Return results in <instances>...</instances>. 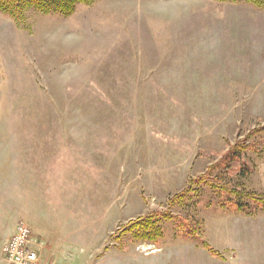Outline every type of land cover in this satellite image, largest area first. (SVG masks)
<instances>
[{
    "label": "rangeland",
    "instance_id": "rangeland-1",
    "mask_svg": "<svg viewBox=\"0 0 264 264\" xmlns=\"http://www.w3.org/2000/svg\"><path fill=\"white\" fill-rule=\"evenodd\" d=\"M262 126V7L97 0L23 23L0 12V264H14L4 247L21 224L38 264H70V244L101 242L163 248L136 264H167L201 240L218 264H237L219 251L226 234L264 228L262 211H216L204 187L171 201L248 136L250 172L222 183L264 195V132L251 135ZM148 219L151 230H127Z\"/></svg>",
    "mask_w": 264,
    "mask_h": 264
},
{
    "label": "trees",
    "instance_id": "trees-1",
    "mask_svg": "<svg viewBox=\"0 0 264 264\" xmlns=\"http://www.w3.org/2000/svg\"><path fill=\"white\" fill-rule=\"evenodd\" d=\"M97 0H0V12L16 22L23 23L27 19V15L30 11L38 12L44 15L60 14L63 16H71L78 5H92ZM218 2H237L238 0H216ZM247 3L253 4L258 7L264 8V0H244ZM264 132V126L255 129L252 134H260ZM248 136L244 141L229 145V150L219 159L212 163L203 175L199 176L195 180L190 181V186L180 194H177L171 202L181 203L184 202L188 194L196 193L194 188L204 187L209 191L211 198L214 199V210L219 211H234L252 216L257 211L264 213V195H256L253 192L240 189L241 187L234 188L232 186L222 183V178L233 172V170H242V172L249 173L250 169L245 163H243L244 156L247 152L254 150V144L248 143ZM212 201L208 202L207 206H211ZM166 219L175 221L177 229L184 231L182 236L196 241L198 239L197 232L198 227L186 229L183 228L181 218L173 217L171 215H165ZM154 222L150 220L142 221L133 225L127 229L128 231L143 230L149 231L154 227ZM185 226V225H184ZM159 234V233H158ZM148 237L150 241L156 239L155 236L148 235L141 238ZM200 241V240H199ZM201 245L206 249L211 256L217 259H223V256L216 251L206 241L201 240Z\"/></svg>",
    "mask_w": 264,
    "mask_h": 264
},
{
    "label": "crops",
    "instance_id": "crops-1",
    "mask_svg": "<svg viewBox=\"0 0 264 264\" xmlns=\"http://www.w3.org/2000/svg\"><path fill=\"white\" fill-rule=\"evenodd\" d=\"M226 234V233H223ZM228 244L223 245L222 250L232 252L235 251L237 255V264H264V228L262 229H245V230H231L226 234ZM233 236V238H232ZM52 240V239H51ZM50 241V240H49ZM103 241V240H102ZM114 249H108L104 242L92 244H70L69 260L70 264H136L140 255L144 258H151L156 256L163 248H157L154 245V250L150 252L138 253V245H113ZM184 246L178 245L174 248L172 255L169 256L167 264H213L212 259H216L215 264L222 262L224 258L217 259L206 252L201 245L191 251ZM212 246V245H211ZM147 248V250L150 249ZM153 247V246H152ZM151 247V248H152ZM203 248V249H202ZM259 248H262L259 250ZM199 250V251H198ZM216 250V249H215ZM112 251L113 253H109ZM218 251V250H216ZM94 254V258L92 253ZM144 252V253H143ZM193 252V257L190 256ZM210 256V257H209ZM224 257V255H223ZM143 258V257H142ZM219 260V261H217Z\"/></svg>",
    "mask_w": 264,
    "mask_h": 264
},
{
    "label": "built area",
    "instance_id": "built-area-1",
    "mask_svg": "<svg viewBox=\"0 0 264 264\" xmlns=\"http://www.w3.org/2000/svg\"><path fill=\"white\" fill-rule=\"evenodd\" d=\"M17 231L15 236L4 247V251L14 264H38L37 254L26 248L29 234L28 228L21 224Z\"/></svg>",
    "mask_w": 264,
    "mask_h": 264
}]
</instances>
